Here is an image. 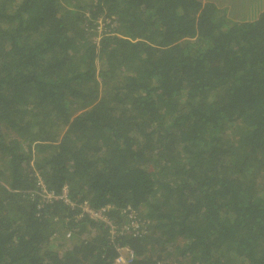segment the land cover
<instances>
[{"label": "trees", "instance_id": "1", "mask_svg": "<svg viewBox=\"0 0 264 264\" xmlns=\"http://www.w3.org/2000/svg\"><path fill=\"white\" fill-rule=\"evenodd\" d=\"M64 186L72 205L45 197ZM123 247L264 264V7L0 0V264Z\"/></svg>", "mask_w": 264, "mask_h": 264}, {"label": "built area", "instance_id": "2", "mask_svg": "<svg viewBox=\"0 0 264 264\" xmlns=\"http://www.w3.org/2000/svg\"><path fill=\"white\" fill-rule=\"evenodd\" d=\"M61 194H53L52 191L46 192L45 193V197L46 198H54V199H63L64 202L68 203V204H73V202L67 197V189L66 186L63 187V189L61 190ZM81 210H83V212L87 213L91 218L93 219H102V220H107L106 217H104V215L102 214L103 210H106L108 207L106 206H101L98 209H93L91 208L86 201H83L80 206ZM81 213L79 215H77V217H80ZM115 229L112 228L111 232H114ZM70 234L69 232L66 233V236L68 237ZM69 241V240H68ZM120 254L115 258V261L113 264H137L136 263V257L133 254V252L127 248V247H123L120 248ZM157 264H164L163 262H159Z\"/></svg>", "mask_w": 264, "mask_h": 264}, {"label": "rangeland", "instance_id": "3", "mask_svg": "<svg viewBox=\"0 0 264 264\" xmlns=\"http://www.w3.org/2000/svg\"><path fill=\"white\" fill-rule=\"evenodd\" d=\"M208 1L214 3L221 10H224L227 17L232 19L255 16L264 7V0H202V2ZM101 19L97 21L99 25L103 24Z\"/></svg>", "mask_w": 264, "mask_h": 264}]
</instances>
